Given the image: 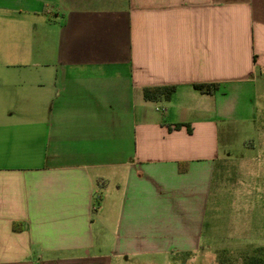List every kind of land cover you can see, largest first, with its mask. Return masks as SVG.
I'll list each match as a JSON object with an SVG mask.
<instances>
[{"label": "crops", "instance_id": "crops-1", "mask_svg": "<svg viewBox=\"0 0 264 264\" xmlns=\"http://www.w3.org/2000/svg\"><path fill=\"white\" fill-rule=\"evenodd\" d=\"M263 72L264 0H0V264L195 254Z\"/></svg>", "mask_w": 264, "mask_h": 264}, {"label": "rangeland", "instance_id": "rangeland-1", "mask_svg": "<svg viewBox=\"0 0 264 264\" xmlns=\"http://www.w3.org/2000/svg\"><path fill=\"white\" fill-rule=\"evenodd\" d=\"M255 85V93L235 95L244 110L218 128L219 157L199 251L153 256L146 264H244L264 247V72Z\"/></svg>", "mask_w": 264, "mask_h": 264}, {"label": "trees", "instance_id": "trees-1", "mask_svg": "<svg viewBox=\"0 0 264 264\" xmlns=\"http://www.w3.org/2000/svg\"><path fill=\"white\" fill-rule=\"evenodd\" d=\"M193 88L202 94H212L216 91L217 86L207 87L196 85ZM175 91V87H157L143 89V99L145 101H155L157 99H164L168 101ZM258 253L254 256L247 257L244 264H264V247L256 249ZM260 252V253H259Z\"/></svg>", "mask_w": 264, "mask_h": 264}]
</instances>
